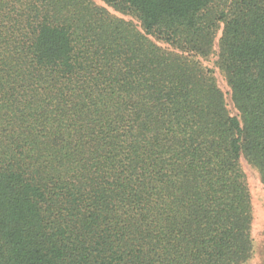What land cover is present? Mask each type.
<instances>
[{
	"label": "trees",
	"instance_id": "1",
	"mask_svg": "<svg viewBox=\"0 0 264 264\" xmlns=\"http://www.w3.org/2000/svg\"><path fill=\"white\" fill-rule=\"evenodd\" d=\"M101 1L0 0V264H246L264 0Z\"/></svg>",
	"mask_w": 264,
	"mask_h": 264
},
{
	"label": "rangeland",
	"instance_id": "2",
	"mask_svg": "<svg viewBox=\"0 0 264 264\" xmlns=\"http://www.w3.org/2000/svg\"><path fill=\"white\" fill-rule=\"evenodd\" d=\"M93 1L98 6L106 8L115 17L124 19L126 21H131L135 25H137L138 29L141 28L136 18L116 12L113 8L107 6L101 0ZM220 37L221 31L217 34L212 55L207 58L198 57V60L204 67L210 69L213 72L219 88L225 94L228 104H231L229 95L230 89L227 85L225 77L223 76V73L218 68L216 63L218 60V42ZM157 44L164 48H167L162 43L157 42ZM242 167L247 174L248 183L252 194L255 218L252 231L254 238L255 253L252 259L246 264H264V186L261 183L259 173L255 168L250 166L245 160L242 161Z\"/></svg>",
	"mask_w": 264,
	"mask_h": 264
}]
</instances>
